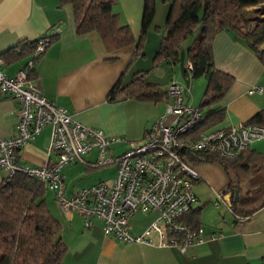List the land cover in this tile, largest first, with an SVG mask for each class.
<instances>
[{"label": "crops", "instance_id": "0c3cea01", "mask_svg": "<svg viewBox=\"0 0 264 264\" xmlns=\"http://www.w3.org/2000/svg\"><path fill=\"white\" fill-rule=\"evenodd\" d=\"M143 3L144 0H113L112 11L117 14L121 25L130 28L135 42L108 51L98 34L76 33L72 8L60 6L59 0H0V69L7 77L16 76L32 56L28 42L58 34L35 64L36 84L47 100L78 122L101 129L106 136L123 138L109 146V154L117 156L129 147L130 142H140L146 129L164 112V90L169 82L176 80L184 84L177 65L154 62L165 33L155 39L153 29L160 27L159 13L167 16L169 3H156L143 49L136 54ZM212 51L216 68L232 75L233 82L221 101L223 119L203 132L247 122L264 110V91L248 94L254 87L264 88V64L258 56L228 30L216 34ZM177 70L181 80L171 74ZM133 78L156 85L161 93L159 99L137 100L121 95L110 99L109 93L116 84L126 85ZM192 80L185 98L187 103L189 93H192ZM195 81L202 91L198 95V105H190L198 107L206 81L203 77L195 78ZM17 111L18 102L0 93L1 138L14 134ZM50 137L51 127H43L34 140L16 152L17 161L30 166L53 164L56 154L48 153ZM251 153L264 156V139L250 144L248 154ZM96 158L97 150L93 149L83 157V162H74L63 168L66 195L102 181L98 180L97 173H92L102 167L92 165ZM113 165L115 176L116 165ZM193 166L199 175L192 188L197 202L184 221L204 229L203 244L182 253L176 247L118 242L103 234L100 219H85L76 212L62 214L53 192L47 190L46 204L60 222V236L67 248L61 264H264V205L242 219L229 212L224 203L226 212H207L211 201L215 205L219 192L225 191L224 199L231 203V195L225 190L229 176L217 161L193 162ZM90 176L95 178L86 181ZM5 178L6 172L0 169V183ZM242 186L245 191L255 187L248 181ZM154 217V213L134 214L129 219L132 232L141 233ZM213 233L221 234V237L211 240Z\"/></svg>", "mask_w": 264, "mask_h": 264}, {"label": "built area", "instance_id": "2783aa9c", "mask_svg": "<svg viewBox=\"0 0 264 264\" xmlns=\"http://www.w3.org/2000/svg\"><path fill=\"white\" fill-rule=\"evenodd\" d=\"M48 44V37L38 38L33 59L16 76L7 77L0 69V93L18 102L14 134L0 137V169L6 172V178L17 173L36 178L53 192L62 214L76 212L85 219L98 218L102 221L103 234L118 242L176 247L182 253L203 244L204 229L184 221L197 202L192 188L199 178L189 155L203 152L235 158L253 141L264 139V126L241 122L188 136L200 122L202 112L186 102L189 87L171 80L164 90V112L146 129L142 140L130 142L124 152L111 156L110 144L123 138L106 136L101 129L78 122L42 95L32 73L36 60ZM184 67L190 78L191 63L184 62ZM262 91L264 88L257 86L248 94ZM45 126L51 127L48 153L56 154L55 162L42 166L20 164L16 152L34 140ZM93 149L97 150V158L92 165L99 167L115 163L114 178L109 183L101 181L66 195L63 168L74 162H83V157ZM225 197V191L219 192L215 205L224 203L227 210L235 214ZM136 213L155 214L141 233L132 232L129 224V219ZM219 237L221 234H211V240Z\"/></svg>", "mask_w": 264, "mask_h": 264}, {"label": "trees", "instance_id": "16d2710c", "mask_svg": "<svg viewBox=\"0 0 264 264\" xmlns=\"http://www.w3.org/2000/svg\"><path fill=\"white\" fill-rule=\"evenodd\" d=\"M157 2L169 3V9L165 35L154 62L178 65L180 51L184 49V62L192 65L190 78L203 77L206 81L198 106L202 118L188 134L194 137L223 119L221 101L233 82L232 75L214 64L212 41L216 34L224 30L234 32L264 64V0H144L136 54L143 49ZM59 5L72 8L78 35L98 34L108 51L135 42L130 28L121 25L112 11L113 0H59ZM249 8L253 10L250 12ZM250 13L261 16L252 24ZM57 35L48 36L49 43ZM36 41L28 42L31 54ZM120 95L157 101L161 93L156 85L133 78L126 85L116 84L109 93L112 100ZM247 122L264 126V110ZM248 148L232 159L203 152L189 155L192 162L217 161L225 168L229 176L225 190L231 195L234 215L239 217L248 216L264 205V156L248 154ZM245 181L255 187L245 191L242 186ZM47 190L36 178L22 173L0 183V264H61L67 248L60 236V222L46 204ZM235 190L237 199H234Z\"/></svg>", "mask_w": 264, "mask_h": 264}, {"label": "rangeland", "instance_id": "374dc122", "mask_svg": "<svg viewBox=\"0 0 264 264\" xmlns=\"http://www.w3.org/2000/svg\"><path fill=\"white\" fill-rule=\"evenodd\" d=\"M248 10H250V12L253 10V8H249ZM250 18H251V23L253 24L254 23V20L256 18H259L261 15L258 14L257 16L250 13ZM165 17H166V14L162 13V14H158L157 16V21L160 23V27H155L153 29V36L155 39H157L158 37L161 38L162 34L165 33V29H164V26H165ZM178 66V65H177ZM178 68V67H177ZM172 75H176V79L178 80H181L179 75H178V70L177 72L176 71H173V73H171ZM160 77V76H159ZM174 77V76H173ZM174 79V78H173ZM197 81H195V79L192 80V83H193V87H192V93H189V103L188 104H195V105H198L199 103V99L200 97L198 96L201 91H202V88H200V86L196 83ZM201 82V81H199ZM166 105V104H165ZM166 107V106H165ZM94 174H96L98 176V180L101 179L103 182H111L112 181V178L114 176V165L113 164H109V165H104L102 166L101 168L99 169H94V171L92 172ZM89 175V174H88ZM95 177L94 176H90L89 178L86 179V181H88L89 179H94ZM85 181V179H84ZM51 191V190H50ZM48 194H50V192L48 191ZM210 205H208L207 207V212H212V211H218L220 210L222 213L223 212H226L225 211V207L224 205H222V203H220L219 206H215L213 204V201H211L209 203ZM229 214V212H227Z\"/></svg>", "mask_w": 264, "mask_h": 264}, {"label": "water", "instance_id": "95a60500", "mask_svg": "<svg viewBox=\"0 0 264 264\" xmlns=\"http://www.w3.org/2000/svg\"><path fill=\"white\" fill-rule=\"evenodd\" d=\"M184 60H185V50L183 49V50L180 51L178 67H179L180 76H181V79H182V81L184 83V86L186 88H188L189 85H190V78H188L187 75H186L187 71H186V69L184 67ZM237 197H238V191L235 190L234 199H237Z\"/></svg>", "mask_w": 264, "mask_h": 264}]
</instances>
